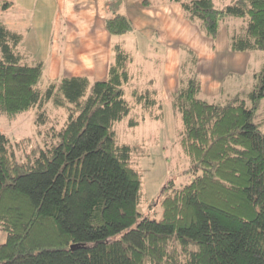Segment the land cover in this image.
Here are the masks:
<instances>
[{
	"label": "trees",
	"instance_id": "obj_1",
	"mask_svg": "<svg viewBox=\"0 0 264 264\" xmlns=\"http://www.w3.org/2000/svg\"><path fill=\"white\" fill-rule=\"evenodd\" d=\"M174 1L214 40L222 19H246L230 31V48L264 51V0H233L224 9L214 0ZM134 28L122 13L106 20L113 36ZM23 40L0 21V113L38 108L43 145L0 131V264H264V121H254L264 67L251 106L240 95L210 103L198 73L182 76L170 101L182 117L180 145L200 173L179 188L168 182L155 219L140 212L142 181L132 161L138 148L120 143L115 130L133 111L123 89L132 79L130 53L115 45L104 80L63 77L42 89L45 64L25 61ZM132 96L143 120L161 118L153 113L162 109L158 92ZM50 102L67 111L63 125L45 110Z\"/></svg>",
	"mask_w": 264,
	"mask_h": 264
},
{
	"label": "rangeland",
	"instance_id": "obj_2",
	"mask_svg": "<svg viewBox=\"0 0 264 264\" xmlns=\"http://www.w3.org/2000/svg\"><path fill=\"white\" fill-rule=\"evenodd\" d=\"M214 1L216 7L224 9L233 0ZM157 2L160 5V0H155V3ZM51 10L43 6L42 0H38L35 6H31L28 14L21 16L19 23L21 27L27 29L22 31L25 41L19 50L26 56L25 61L30 65L41 60L48 64L50 59L52 60L50 57H44L47 55L50 37ZM13 16L12 11L5 12V9H0V21ZM16 17L19 16L16 14ZM182 20L184 24L180 25L178 34L180 39L175 40L176 42L166 41L173 35L172 31L165 27H162V30L159 28L152 30L156 24L151 19L150 24H146L143 30L134 28L131 33L114 39L132 57L128 64L132 79L123 89L126 99L133 106L131 115L118 123L115 130L120 143L138 148L132 161L142 181L143 198L140 212L143 216L155 219L162 217L161 202L168 182L173 181L179 188L191 182L200 173L197 168L190 167V159L180 145L182 117L173 109L170 101L172 93L181 87L182 76L187 78L198 73L203 88L201 97L210 103L226 104L233 97L240 95L251 106L252 100L248 95L256 85L255 75L264 67V51L239 52L230 48L229 33H233L234 30L240 31L247 25L246 19L233 17L222 19L220 35L216 40L205 34L199 22H190L184 18ZM186 26H190L192 32ZM194 55L197 64L193 60ZM54 75L45 67L40 87L45 89L54 81ZM65 75L66 72L62 70L58 77L61 79L66 77ZM133 90L158 92L162 109L157 107L153 113L161 115L160 119H151L146 114V119L143 120L145 113L135 104ZM45 110L52 120L60 121L62 125L67 119V111L56 108L52 102L46 105ZM38 115V108H32L13 117L0 113V131L14 140L30 139L31 146L39 149L43 143L37 134ZM131 119L139 121L140 124L131 126ZM254 121L256 123L264 121V99L258 104ZM261 129L264 131V125ZM5 240L6 234L0 227V243Z\"/></svg>",
	"mask_w": 264,
	"mask_h": 264
},
{
	"label": "crops",
	"instance_id": "obj_3",
	"mask_svg": "<svg viewBox=\"0 0 264 264\" xmlns=\"http://www.w3.org/2000/svg\"><path fill=\"white\" fill-rule=\"evenodd\" d=\"M37 1L0 0V3H10L5 12L12 11L14 15L3 22L16 31L22 32L23 29H27L21 27L19 23L21 16L28 14L31 6H35ZM42 2L43 6L52 9L47 55L44 56L52 60L44 64L50 73L55 74L53 80L59 79L62 70L66 72V77H87L91 81L107 78L109 65L114 58V47L119 43L114 40L117 36L111 35L106 29V20L116 13L129 17L134 27L141 30L146 24H150V19L153 20L156 25L152 30L157 28L162 30V27H165L172 31L173 36L171 39L167 38V42H176L180 39L179 27L184 24L182 18L186 19L181 6L174 0H160V5L158 2L155 3V0H42ZM16 14L19 17H16ZM186 27L192 32L190 26Z\"/></svg>",
	"mask_w": 264,
	"mask_h": 264
}]
</instances>
